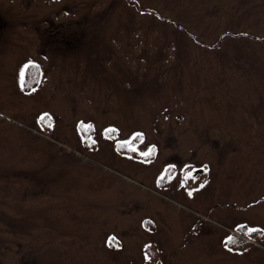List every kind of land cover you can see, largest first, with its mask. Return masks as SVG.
I'll list each match as a JSON object with an SVG mask.
<instances>
[{
	"label": "rangeland",
	"instance_id": "rangeland-1",
	"mask_svg": "<svg viewBox=\"0 0 264 264\" xmlns=\"http://www.w3.org/2000/svg\"><path fill=\"white\" fill-rule=\"evenodd\" d=\"M0 264H264V0H0Z\"/></svg>",
	"mask_w": 264,
	"mask_h": 264
},
{
	"label": "snow or ice",
	"instance_id": "snow-or-ice-1",
	"mask_svg": "<svg viewBox=\"0 0 264 264\" xmlns=\"http://www.w3.org/2000/svg\"><path fill=\"white\" fill-rule=\"evenodd\" d=\"M145 155H147V153H145ZM188 194H189V196H191V195H192V193H191V192H189ZM253 231H254V230H253ZM229 239H231V238H229Z\"/></svg>",
	"mask_w": 264,
	"mask_h": 264
},
{
	"label": "trees",
	"instance_id": "trees-1",
	"mask_svg": "<svg viewBox=\"0 0 264 264\" xmlns=\"http://www.w3.org/2000/svg\"><path fill=\"white\" fill-rule=\"evenodd\" d=\"M30 66H31V65H28V67H30ZM28 74H29V72H28ZM28 74H27V71H26V75H28Z\"/></svg>",
	"mask_w": 264,
	"mask_h": 264
}]
</instances>
